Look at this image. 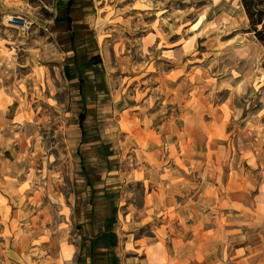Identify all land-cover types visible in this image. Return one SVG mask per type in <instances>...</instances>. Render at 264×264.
Wrapping results in <instances>:
<instances>
[{"label": "rangeland", "instance_id": "374dc122", "mask_svg": "<svg viewBox=\"0 0 264 264\" xmlns=\"http://www.w3.org/2000/svg\"><path fill=\"white\" fill-rule=\"evenodd\" d=\"M162 262L264 264V35L241 0H0V264Z\"/></svg>", "mask_w": 264, "mask_h": 264}, {"label": "trees", "instance_id": "16d2710c", "mask_svg": "<svg viewBox=\"0 0 264 264\" xmlns=\"http://www.w3.org/2000/svg\"><path fill=\"white\" fill-rule=\"evenodd\" d=\"M243 3V6L245 8V11L248 15L252 30L255 31V33L259 36L264 35V6L261 5V3L258 0H241ZM67 21L69 26L71 27L72 17L68 13L67 14ZM85 111H82L80 113V124L82 126V134L85 135L86 130L83 128V120L85 119ZM110 219H113L111 217ZM110 232L109 239L111 241V244H115L117 241V236L112 232L111 230H108Z\"/></svg>", "mask_w": 264, "mask_h": 264}, {"label": "crops", "instance_id": "0c3cea01", "mask_svg": "<svg viewBox=\"0 0 264 264\" xmlns=\"http://www.w3.org/2000/svg\"><path fill=\"white\" fill-rule=\"evenodd\" d=\"M69 28H71V27L69 26ZM84 111H85V110H84ZM85 114H86V112H85ZM85 117H86V115H85ZM83 121H84V120H83ZM79 122H80V120H79ZM80 127H81V131H82V126H81V124H80ZM83 128H84V127H83ZM84 129H85V128H84ZM82 136H84V135L82 134ZM89 180H90V179H88V181H89ZM89 183H91V182H89ZM92 184H93V183H92ZM93 185H94V184H93ZM93 188H94V186H93ZM93 188H92V189H93ZM112 209H113V208H112ZM95 241H96V240H91V245H90V249H91V250H95V249L98 247V245L95 243ZM94 253H95V252H94ZM95 254H96V253H95ZM96 255H97V254H96ZM100 258H101V259H104V258H103V255H101ZM147 264H149V263H147ZM158 264H165V263L162 262V263H158Z\"/></svg>", "mask_w": 264, "mask_h": 264}]
</instances>
